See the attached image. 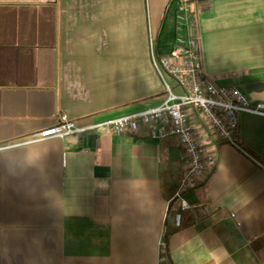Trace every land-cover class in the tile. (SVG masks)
<instances>
[{
	"label": "crops",
	"instance_id": "crops-1",
	"mask_svg": "<svg viewBox=\"0 0 264 264\" xmlns=\"http://www.w3.org/2000/svg\"><path fill=\"white\" fill-rule=\"evenodd\" d=\"M199 1L205 75L264 104V0ZM182 2L0 0V264H264V116L236 148L192 115L207 174L183 197L211 214L180 226L179 139L97 126L163 103ZM63 116L90 128L46 137Z\"/></svg>",
	"mask_w": 264,
	"mask_h": 264
},
{
	"label": "built area",
	"instance_id": "built-area-1",
	"mask_svg": "<svg viewBox=\"0 0 264 264\" xmlns=\"http://www.w3.org/2000/svg\"><path fill=\"white\" fill-rule=\"evenodd\" d=\"M191 1L183 0L180 5L174 51L165 56H153L154 67L164 84L163 103L148 111L97 125L106 126L115 133L137 131L144 126L155 139H179L186 168L180 186L171 199V203L179 202L180 209L175 215L177 226L181 225L182 213L185 211H196L201 217L211 214L209 206L190 203L183 197V193L194 181L205 178L207 174L195 126L191 122L192 115L197 114L217 137L236 148H240L237 142L239 113L264 116L263 103L251 106L238 89L218 86L205 75L200 62L198 38L194 33L190 15ZM167 77L173 80V84L167 81ZM89 128L80 127L75 121L63 116L59 124L46 132L45 136L64 138ZM162 245L165 247V242ZM160 264L169 263L163 257Z\"/></svg>",
	"mask_w": 264,
	"mask_h": 264
},
{
	"label": "trees",
	"instance_id": "trees-1",
	"mask_svg": "<svg viewBox=\"0 0 264 264\" xmlns=\"http://www.w3.org/2000/svg\"><path fill=\"white\" fill-rule=\"evenodd\" d=\"M202 2L203 1H199V5L201 7H198L195 5L193 8H191V12H190L191 17L193 18V30L197 38L199 36L198 24H197V14L199 13V11H207L210 9V6H202ZM198 43H199V40H198Z\"/></svg>",
	"mask_w": 264,
	"mask_h": 264
}]
</instances>
